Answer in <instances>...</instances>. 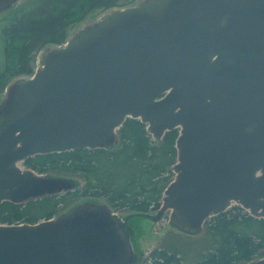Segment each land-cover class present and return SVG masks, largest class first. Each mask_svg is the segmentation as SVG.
Masks as SVG:
<instances>
[{
    "label": "water",
    "instance_id": "water-1",
    "mask_svg": "<svg viewBox=\"0 0 264 264\" xmlns=\"http://www.w3.org/2000/svg\"><path fill=\"white\" fill-rule=\"evenodd\" d=\"M19 1L0 0V14ZM130 118L156 141L179 130L160 209L175 227L199 233L233 204L264 219V0H145L42 54L0 108V205L71 190L21 164L113 148ZM135 261L125 221L103 205L0 224V264Z\"/></svg>",
    "mask_w": 264,
    "mask_h": 264
},
{
    "label": "trees",
    "instance_id": "trees-1",
    "mask_svg": "<svg viewBox=\"0 0 264 264\" xmlns=\"http://www.w3.org/2000/svg\"><path fill=\"white\" fill-rule=\"evenodd\" d=\"M137 0H37L0 24V93L11 79L34 74V55L48 45L66 43L71 25L95 11L124 8ZM179 130L156 141L147 125L127 119L119 131L118 143L110 149H77L37 155L23 166L40 175L80 174L86 185L62 194L44 196L26 203L0 205V224L36 225L55 219L71 200L103 199L113 212L148 215L160 211L169 176L177 163ZM219 237L220 247L202 254L195 264L249 263L264 258V219L252 217L236 205L208 222ZM143 264H181L179 256L155 250Z\"/></svg>",
    "mask_w": 264,
    "mask_h": 264
},
{
    "label": "rangeland",
    "instance_id": "rangeland-1",
    "mask_svg": "<svg viewBox=\"0 0 264 264\" xmlns=\"http://www.w3.org/2000/svg\"><path fill=\"white\" fill-rule=\"evenodd\" d=\"M36 1L37 0L19 1L10 10L0 14V24L7 18L19 13L24 8L31 6ZM143 1L145 0H137L128 6L137 5ZM109 11H95L86 16L82 21L71 25L66 42L72 39L84 27L103 18ZM56 47V45H48L35 53L33 61L34 73L40 67L42 54ZM2 52L3 49L0 42V57ZM27 77L31 76L24 75L10 80L8 86L0 93V108L7 98L8 87L17 80ZM21 165L23 166V164ZM48 177L67 179L71 181L73 185H77V187H83L87 182L86 178L80 174L53 173L49 174ZM175 177L176 173L172 169V174L169 176V180L173 181ZM88 203H95L112 209L108 202L103 199L78 198L67 203L59 216L69 213L75 208ZM234 206H236V204H233L231 208ZM116 214L125 221L126 228L130 232L131 244L136 256L135 264H143L145 261L150 260L152 253L157 249L167 250L171 253L177 254L181 260V264H195L202 254L220 247L219 237L213 232V230H211L209 224L206 223L202 231L196 234L184 232L172 224V214L170 210L167 212H160L159 210L152 211L148 215H140L132 212H117ZM235 264H249V262L240 260Z\"/></svg>",
    "mask_w": 264,
    "mask_h": 264
}]
</instances>
